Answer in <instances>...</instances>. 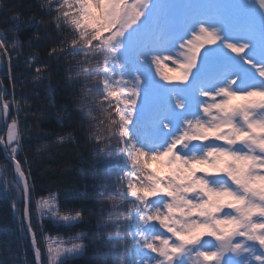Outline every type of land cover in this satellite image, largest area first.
<instances>
[{
  "label": "snow or ice",
  "instance_id": "6c2138e0",
  "mask_svg": "<svg viewBox=\"0 0 264 264\" xmlns=\"http://www.w3.org/2000/svg\"><path fill=\"white\" fill-rule=\"evenodd\" d=\"M18 9L0 4V201L17 221L0 264H264V0ZM68 148L79 206L35 195L34 167Z\"/></svg>",
  "mask_w": 264,
  "mask_h": 264
},
{
  "label": "trees",
  "instance_id": "16d2710c",
  "mask_svg": "<svg viewBox=\"0 0 264 264\" xmlns=\"http://www.w3.org/2000/svg\"><path fill=\"white\" fill-rule=\"evenodd\" d=\"M37 0H0V4L12 3L19 5V11L24 14V16H31L32 12L28 10V6L31 4H35ZM5 27L4 24V12L0 10V28ZM32 35L31 31H26L22 34V39H27L28 36ZM27 49H25V52ZM4 72L0 70V77H3ZM62 77H54L53 79H61ZM61 95H67L62 93ZM55 102L57 104L64 103L62 99H56ZM37 104L41 108L47 107V102L44 97H40L37 100ZM48 123L42 125V128L45 131L49 132H58L61 130L60 126L55 123V117H48ZM79 150H73L71 148L61 150L54 154L51 160H45L43 163V167L48 168L51 166L50 171L47 175L41 174V172L34 167V171L39 179L36 180V197L42 195H47L49 188H52L54 191L58 188L60 190V201L62 204L66 206H71L73 204L79 206V200L81 198L66 196V192H70L72 189L80 188L81 185L87 186V181L84 177V174L80 172V169L84 167L79 161L81 159V155H78L77 152ZM91 159V158H90ZM3 163V154L0 153V164ZM90 174V172H89ZM87 195H91V193H87ZM17 226V221L12 215V210L9 205L0 201V236L3 235V229L5 228H15ZM45 232H51L52 235L57 234V229L49 226L45 228ZM71 233L65 232L63 229L59 230V235L61 237H67ZM29 260L32 259L31 256L28 257ZM88 257H84L80 264H85V261Z\"/></svg>",
  "mask_w": 264,
  "mask_h": 264
},
{
  "label": "rangeland",
  "instance_id": "374dc122",
  "mask_svg": "<svg viewBox=\"0 0 264 264\" xmlns=\"http://www.w3.org/2000/svg\"><path fill=\"white\" fill-rule=\"evenodd\" d=\"M163 70V69H162ZM155 167V166H154Z\"/></svg>",
  "mask_w": 264,
  "mask_h": 264
}]
</instances>
